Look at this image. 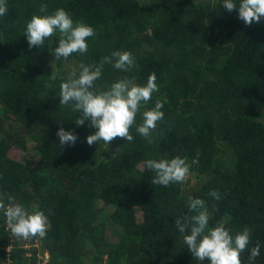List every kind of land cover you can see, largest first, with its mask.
<instances>
[{
	"label": "trees",
	"instance_id": "obj_1",
	"mask_svg": "<svg viewBox=\"0 0 264 264\" xmlns=\"http://www.w3.org/2000/svg\"><path fill=\"white\" fill-rule=\"evenodd\" d=\"M41 4L48 14L64 8L94 29L86 53L55 60L57 37L28 46L26 22L41 14ZM222 4L7 0L9 12L0 17V193L30 211H44L49 228L45 238L18 239L0 211V264H39L36 240L49 264H210L193 258L174 223L193 214L190 195L204 200L210 227L224 222L233 233L251 228L242 264L257 240L256 264H264V18L247 26L238 9L229 13ZM113 51L131 52L135 67L125 72L105 64L98 89L122 78L144 85L156 74L159 91L147 107L161 99L164 119L151 144L136 131L143 108L130 129L131 142L116 138L89 146L86 137L96 129L87 121L74 123L80 112L72 103L60 105L62 80ZM60 127L78 137L75 145L60 148ZM29 142L39 154L33 166L10 155L12 149L26 151ZM177 155L191 165L192 189L186 182L152 185L155 174L144 162ZM100 201L113 210L109 223L118 234L98 223Z\"/></svg>",
	"mask_w": 264,
	"mask_h": 264
},
{
	"label": "clouds",
	"instance_id": "obj_2",
	"mask_svg": "<svg viewBox=\"0 0 264 264\" xmlns=\"http://www.w3.org/2000/svg\"><path fill=\"white\" fill-rule=\"evenodd\" d=\"M223 7L231 13L238 9V19L250 26L260 23L264 18V0H223ZM9 12L7 0H0V17ZM39 13L33 14L26 22L24 35L28 46L41 47L45 40L57 37L58 46L52 49L55 60H67L74 53H86L87 39L95 35L94 29L83 21H74L64 9L58 8L48 14L47 4H41ZM105 64H111L116 70L129 71L135 67V57L129 51H113L110 55L102 57L98 64L79 65L80 71L73 70L60 84V105L72 103L73 111L79 110L80 115L75 119L77 126L87 121L96 131L86 137L89 146L103 141L108 144L116 138H124L131 142L133 135L130 129L136 124L137 114L142 112V123L136 126V131L144 137L149 144L154 142L152 132L157 122L164 119L162 108L164 103L156 99L154 107L147 105L152 100L153 93L159 91L155 72L151 73L147 82L140 85L128 78L113 82L108 90H100L96 82L102 76ZM50 78L55 80L52 72ZM60 148L65 145H75L78 137L72 131L60 127L57 131ZM199 153L192 160L198 163ZM147 169L154 172L152 185L169 186L172 183H183L190 174L191 165L187 157L177 155L171 159H148L145 162ZM208 195L216 200L220 199L217 190H210ZM7 201V204L5 203ZM0 211L6 218V223L13 236L28 240L34 237L45 238L49 228V218L44 211L34 207L31 211L7 193H0ZM189 214L176 218L175 226L183 234V242L195 260L210 264H242L241 254L248 250L252 242V229L244 226L235 233L227 228L224 222H217L209 226L212 218L210 210L205 207L204 200L193 197L188 198ZM35 244L39 245V240ZM261 242L257 240L250 249L247 264H256L260 255ZM39 264H49V254L44 251Z\"/></svg>",
	"mask_w": 264,
	"mask_h": 264
},
{
	"label": "rangeland",
	"instance_id": "obj_3",
	"mask_svg": "<svg viewBox=\"0 0 264 264\" xmlns=\"http://www.w3.org/2000/svg\"><path fill=\"white\" fill-rule=\"evenodd\" d=\"M74 66L73 65H66V68H73ZM27 147L28 149L25 151V150H15V149H12L10 151V155L16 159L17 161H21L23 162L24 164L26 165H29V166H33L36 164V162L38 161L39 159V154H37L35 151H34V144L29 142L27 144ZM188 181H190V184L188 183ZM185 182L187 183L188 185V189H192V187L195 185V180L191 177V175H189L187 177V179L185 180ZM98 206L100 208H103L104 211L103 213L101 214L99 220H98V223H107V224H110L109 221V217L111 216L113 210L110 209L109 207H105V204L103 201H100ZM110 228V233L112 235H115V234H118L116 233L117 232V229L115 227H113L112 224H110L109 226ZM115 232V233H113ZM40 245H41V242L39 241V245H38V248H39V259L44 257L43 256V249L40 248Z\"/></svg>",
	"mask_w": 264,
	"mask_h": 264
}]
</instances>
